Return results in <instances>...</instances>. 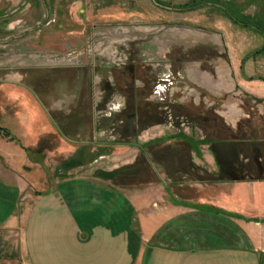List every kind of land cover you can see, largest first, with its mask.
<instances>
[{"label":"rangeland","instance_id":"rangeland-1","mask_svg":"<svg viewBox=\"0 0 264 264\" xmlns=\"http://www.w3.org/2000/svg\"><path fill=\"white\" fill-rule=\"evenodd\" d=\"M203 1L0 0V81L37 85L53 102L64 97L57 107L70 114L60 117L91 118L85 145L97 150L79 170L88 177L112 178L137 194L150 179H223L241 159L243 179H264V54H255L263 38L217 7L175 10ZM217 3L238 8L242 21V12L253 16L262 0ZM62 119L56 116L59 124ZM123 119L129 121L120 124ZM174 133L198 141L214 169L185 140L164 143ZM238 146L242 158L229 153ZM249 201L251 212L261 214L258 195ZM132 230L124 236L120 230L118 241L138 244L137 226Z\"/></svg>","mask_w":264,"mask_h":264},{"label":"crops","instance_id":"crops-1","mask_svg":"<svg viewBox=\"0 0 264 264\" xmlns=\"http://www.w3.org/2000/svg\"><path fill=\"white\" fill-rule=\"evenodd\" d=\"M63 99L58 95L53 102L49 90L37 85L0 81V128L9 133L0 132V261L264 264V179H243L237 170H242L241 159L229 164L235 174L217 181L150 179L142 192L126 191L112 178L79 171L96 154L97 145H85L93 135L92 120L77 114L66 119L70 113L56 104ZM56 116L63 118L60 124ZM198 150L192 149L214 169L211 157ZM233 150L229 153L242 158V146ZM51 157L59 160L49 163ZM48 169L58 173L50 175ZM254 195L261 207L258 215L251 212ZM172 196L184 205L174 204ZM87 204L93 206L89 211ZM129 216L139 233L136 245L126 244L130 238H117L120 230L123 236L134 234Z\"/></svg>","mask_w":264,"mask_h":264},{"label":"trees","instance_id":"trees-1","mask_svg":"<svg viewBox=\"0 0 264 264\" xmlns=\"http://www.w3.org/2000/svg\"><path fill=\"white\" fill-rule=\"evenodd\" d=\"M210 5L213 7H217L221 13L227 17L233 24H239L240 27L247 29V30H251L254 33L260 35L263 38V45L261 46L260 49H258L257 51H255V54H264V3L262 0V3L260 4V11H258L257 13H255L253 16L248 17L245 14H243L242 12V21L239 19V9L236 8L235 6H231V5H226V4H222V5H218L217 0H205L203 1V3H199V2H190L184 5H181L180 7H177L175 10L179 11V12H188V11H192V10H197L198 8L202 7V5ZM242 11H243V7H242ZM198 123L204 125V122L202 121H198ZM0 132L5 133L6 135H9L8 131L0 128ZM172 138H175L177 140H185L187 142V144L194 149L195 151H197L196 146H198V141H194L184 135H176L173 137H169V138H164V141L170 140ZM162 141V140H161ZM210 140H203L201 143H205L207 144ZM173 203L174 204H181L184 205L183 202L180 201H176L173 199Z\"/></svg>","mask_w":264,"mask_h":264}]
</instances>
